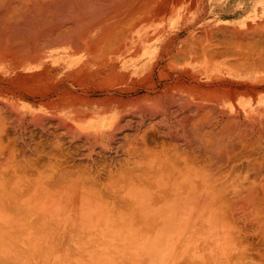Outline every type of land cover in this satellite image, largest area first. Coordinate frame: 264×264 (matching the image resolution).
I'll use <instances>...</instances> for the list:
<instances>
[{"label":"bare ground","instance_id":"bare-ground-1","mask_svg":"<svg viewBox=\"0 0 264 264\" xmlns=\"http://www.w3.org/2000/svg\"><path fill=\"white\" fill-rule=\"evenodd\" d=\"M262 71L264 0H0V239L29 225L31 204L88 211L107 193L157 225L153 238L264 244ZM80 150L94 170L60 163ZM244 252L220 264H246Z\"/></svg>","mask_w":264,"mask_h":264},{"label":"crops","instance_id":"crops-1","mask_svg":"<svg viewBox=\"0 0 264 264\" xmlns=\"http://www.w3.org/2000/svg\"><path fill=\"white\" fill-rule=\"evenodd\" d=\"M257 74H258L257 75V79H258V77H260L259 78L260 82H261V80H264L263 71L259 72ZM257 100H261L262 101L261 104L264 106V85L263 84L257 85ZM263 109L258 114V116H260L258 120L260 121V127L261 128L258 126L257 130H264V122H261L262 119L264 121V110ZM102 195L103 196H100L101 200L102 199L104 201L108 200L109 202H111V204H108V202H106L104 204H100L99 205L100 207L99 206H97L95 208L93 207L94 211H93V209H90V210L86 211V210H81V209L75 208V206H70L69 203H63V199H62L61 204H56V202H54L53 198H51V201L49 203L50 205L49 204H45V205L39 206V205H36V203L34 205L31 204L32 206H29L30 207L29 209H32V211L35 210L36 211V213H35L36 215L38 213L39 214L37 216L34 215V217H31V221H30V223H29V225L27 227L20 226V227H18L17 231L15 229L17 227H14V230L16 232L13 230V228L10 227V234L12 233L13 236H9V237L3 238V241H0V260H1L0 264H2V263L3 264H12V263L14 264V262L16 264H18L19 261H20V264L23 263L22 261L26 262V263H23V264H38V263L39 264H67V262H70V261L72 262L73 261V256H75L76 259L74 258V260H76V261L73 262V263H68V264H78V263L84 264L86 262V260H88V259H89V261H92V262L88 261L90 264L93 263V260H94L95 264H134L136 262H137V264H185V263L187 264V262H188V264H195V263L199 264L198 262H200V264L201 263L202 264H212V263H210L207 260V258H208L207 255H209L210 252L212 253L214 250H217L218 255H217V258L213 257L212 259H216L217 260V264H219L220 244H222L224 242V240H217L216 242L213 241V240H211V242H207V241L199 242L198 238H197L198 236H196V235L194 236L193 235V237H192L191 235L186 234L187 230H183L182 234L173 235V237H171V238H160V237L153 238L152 237L153 235H150V234H152L153 231H157V229H156L157 225H155L153 223L151 224L149 222H144V221H142L141 223H133L131 220L127 219V216H125L126 212H124V214L118 212V206H116L117 203L115 204L114 202H112V199L116 201V196L115 195L112 196V194H111V196H109V194H107V193H102ZM64 196H66V194ZM104 196L107 197L106 200L104 199L105 198ZM108 196H109V198H108ZM58 200H56V201H58ZM113 204H115V205H113ZM35 205H36V207L34 208ZM51 205H52V207H51ZM105 207L109 209V210H107V212H104L105 211L104 210ZM112 207H113V209H112ZM120 207L121 208H126L125 206L124 207L120 206ZM49 210L50 211L54 210V212H52V211L50 212ZM98 210H99V213L97 212ZM115 210H116V213H115ZM0 211H2V210L0 209ZM32 211H31V213H32ZM45 212H47V213H45ZM55 212H56V214H55ZM40 213H42V216H41ZM120 214H121V216H119ZM14 215L16 216V214H14ZM49 215H50V217H49ZM86 215H88L90 218H88V216H86ZM123 215L125 216V218L123 217ZM60 216H61L62 219L60 218ZM109 216H111V217H109ZM112 216H115V217H112ZM17 217L20 218V215L17 216ZM43 217H44V223L42 222V218ZM70 217H71V222H70ZM101 217H102V219H101ZM33 218L35 219L34 221H32ZM47 218H48V220H47ZM64 218L68 222L67 223L68 226L62 225L65 222ZM19 220H21V219H19ZM36 220H37V222H36ZM38 220L41 221V222H38ZM45 220H46V222H45ZM54 220L57 221V222L53 223ZM47 221H48V224H47ZM51 221H52L54 226L50 223ZM69 222H70V224H69ZM119 222H120V224H119ZM19 223H20V221H19ZM56 223H57V226H56ZM78 223H79V225H78ZM44 224L48 225L47 229H45L46 226H44ZM59 224H61V225H59ZM133 224H136V225H133ZM31 225H32V227H31ZM49 225H52L53 227L51 228V226H49ZM38 226L39 227L40 226L44 227V229H42L40 227V231H39L38 230L39 229ZM60 226H62V227L60 228ZM34 227H35L36 230H38L36 233H35L36 230H32ZM57 227H59V230L56 229ZM95 227H96V229H95ZM142 228H144V231L143 230L141 231ZM41 229L44 230V231H42ZM53 229H55V230H53ZM46 230H48V231H46ZM45 231H46V233H45ZM68 231H70V232H68ZM91 231H94V232L91 233ZM149 231H151L152 233L149 232ZM144 232H145V234H144ZM20 233H22V234H20ZM37 233H38V235H37ZM43 233H44V235H41ZM47 233L49 234V236L52 235V237L51 236L49 237L47 235ZM87 233L90 236H87ZM136 233L139 234V235H137ZM29 234H30L31 237L29 236ZM54 234L57 235V236H55L56 239L53 237ZM59 234H60V237H59ZM91 234L93 236H91ZM141 234H142V236H144V238L141 237ZM34 237H35V239H33ZM36 237H38V239ZM48 237L51 238V239L48 240L47 239ZM78 237H80V238H78ZM124 237H125V239H124ZM81 238H82L83 241L82 240L80 241ZM30 239H32V240H30ZM36 239H37V242L35 241ZM68 239H69L70 242L68 241ZM87 239H88V241H87ZM52 240H54V241H52ZM78 240H79V243L81 245L77 244L76 241H78ZM9 241H12L13 243H11ZM33 241H35L36 243L33 242ZM67 241L69 243H67ZM132 241H134V242H132ZM62 242H64L66 244V245L64 244L66 249L64 248V245H63V247L61 246ZM34 244H36L37 247ZM58 244L61 246V248H62L61 252H63L64 255H62V253L60 252V249L59 250L57 249V248L60 247V246H58ZM69 244L70 245L72 244V246H74V247L70 246V247H72V249L69 248ZM148 244H149V246H148ZM167 244L169 245V247H166V246H168ZM55 245L58 246V247H56L58 252H56V250H54V248H53V247H55ZM67 245H68V250L70 249V251H72V252L63 251V250H67ZM202 245H204V246H202ZM80 247L82 249V253H81V251H79V250H81ZM201 247L203 248L202 251H204V252L199 254L198 252H199V249H201ZM205 247H206V249H205ZM15 248H17L18 250L15 249ZM125 248H127V250ZM73 249H76L75 251H78V252L73 251ZM168 249H169V251H168ZM53 250L55 252H53ZM84 250H86L87 252L85 253ZM103 250H106L107 252L106 251L104 252ZM164 250H166V251H164ZM6 251H8V252H6ZM131 251L136 253V254L133 253L134 254V256H133ZM73 252H75V254H77V255L79 254L80 257L79 256L77 257V255H75ZM96 252H97V256H95V257H97L96 259L98 261L95 259V257L91 258V256L93 257ZM140 252H142V253H140ZM164 252H165V254H164ZM69 253H70V255H69L70 257L67 260V259L64 258V256L67 255V257H68ZM137 253H138L139 259L137 258ZM82 254H84L83 256L90 257V258H88V259L85 258L86 260H83L84 257L82 258ZM86 254L88 256H86ZM13 255L14 256L17 255V256H15V260L17 259L16 261L14 260V256ZM25 255L27 256V258H26ZM71 255H72V257H71ZM125 257H127V258H125ZM8 258H9V260H6ZM80 258L82 260H79ZM132 258H133L134 262L132 261ZM3 259H4L5 262L2 261ZM63 259H65L64 260L65 263H64ZM205 260H207L208 263ZM85 264H87V262Z\"/></svg>","mask_w":264,"mask_h":264},{"label":"rangeland","instance_id":"rangeland-1","mask_svg":"<svg viewBox=\"0 0 264 264\" xmlns=\"http://www.w3.org/2000/svg\"><path fill=\"white\" fill-rule=\"evenodd\" d=\"M258 143H260V142H258ZM258 143H257V144H258ZM52 146H53V145H51V146H47V147H46L47 151H48V150H49V151L52 150V149H53ZM64 148H65V149H64ZM66 148H68V147H67V146H63V150H64L65 152H66V151L69 152L68 150H66ZM18 149H20V148L17 147V152H16V153L19 152L18 154H20V150H18ZM54 151H56V150H54ZM65 152H64V156H63L64 158H63V157H62L63 159L61 158V159H62V161H60L61 164H63L64 166H65V165H66V166H67V165H69V166L71 165V166H72V165L75 164V166H77V167L80 166V169H81V170H82V169H87V170L91 169V171H92V169H93L92 167H88V168H87V166L85 167V163H84V165H83V163L81 164L80 161L78 162L77 160H75V159H78V158L80 157L79 155L81 154V150H80V151L73 152V153L71 154V155H73V156H72L73 158L76 156L74 159L71 157L70 154L67 155L68 153L66 154ZM70 153H71V152H70ZM75 153H77V154H75ZM74 155H75V156H74ZM68 156H70V157H68ZM77 157H78V158H77ZM51 158H53V157H51ZM67 158H68V159H67ZM65 159H66V160H65ZM72 159H73V160H72ZM54 160H55V158H54ZM74 160H75L76 162H78V163H76ZM100 160H102V158H100ZM68 161H69V162H68ZM72 161H73V162H72ZM105 161H106V160H105ZM67 162H68V163H67ZM72 163H73V164H72ZM79 163H80V165H79ZM107 163L110 164L111 162H109V161H108V162H104V164H107ZM102 164H103V163H102ZM86 165H87V164H86ZM81 166H82V167H81ZM84 167H85V168H84ZM100 169H102V168H100ZM93 170H94V169H93ZM103 170H105V169H103ZM113 170H116V169H113ZM89 171H90V170H89ZM100 172H102V171H100ZM100 180H104V179H100ZM20 224H22V223L17 224V227L24 226V224H22V225H20ZM238 224H239V226L241 225V223H238ZM238 224L235 225V226L232 225L233 227L231 226L230 228H226L227 232H228V230L231 231V232H232L233 230H236L237 227H238ZM14 227H16V225H15ZM24 227H25V226H24ZM26 227H27V226H26ZM12 228H13V227H12ZM247 229H248V228H247ZM8 232H9V233H8L7 235L4 234L3 236H1L2 239H0V241H3V238L9 237V236H13L12 233L10 234V229H9ZM12 232H13V231H12ZM230 235H231V234H230ZM257 235H259V234L257 233ZM240 236H241V235H240ZM246 236H247V235H246ZM258 237H259V238H258ZM260 237H261V236L251 237L252 240L249 241V239H250L249 237L246 238V237H243V235H242V236L240 237V238H241L240 240H242V241H243L244 239H245V240H244L243 242L240 241L239 239L237 240V243H239V244L242 242V244H240V247H239V246H238L239 244H237V243L233 240L234 238H233L232 236H229V238L225 236V240H224V242H223L222 244H220V249H219V255H220L219 264H220V260H221V258L224 259V256L227 255L228 253H231L232 255H234V254H237V253H239V252H241V251L243 252L244 250H245V252H244L245 255L248 254V255L246 256V260H247V261H245L246 264H260L263 258H258V257H260V256H258L259 254L256 253V252H258V249L260 250V252H264V251H262V249L264 248V247H263L264 244H262V242L259 243V241L261 240ZM254 238H255V240H254ZM256 238H258V240H259L258 242H257ZM246 239H247V240H246ZM198 241L201 242L202 240H201L200 238H198ZM246 241H247V242H246ZM261 241H262V240H261ZM248 242H249L250 244H249ZM252 242H253V243H252ZM243 243H244L245 245H244ZM247 243H248V244H247ZM263 243H264V242H263ZM236 244H237V246H236ZM258 244H261V245H259L260 247L258 246ZM241 245H244V246L242 247ZM250 245H251V247H250ZM253 245H255V246H253ZM248 246H249L250 248H249ZM252 246H253V247H252ZM257 246H258L259 248H257ZM246 247H248V248L246 249ZM238 248H239V249H238ZM244 248H245V249H244ZM253 248H254V249H253ZM260 248H262V249H260ZM246 250L248 251L247 253H246ZM263 250H264V249H263ZM238 251H239V252H238ZM252 251H253V252H252ZM260 252H259V253H260ZM231 254H230V255H231ZM250 254H251V255H250ZM260 254H261V253H260ZM217 255H218L217 250H214L212 253L210 252V254H209V256H208V257H211L210 259L212 260V262H211V260L208 259V258H207V260H208L210 263L217 264V260H216V259H212L213 257H214V258H217ZM253 256H254V257H253ZM247 257H249V258H247ZM250 257H251V259H252L253 262L250 261V260H251ZM249 259H250V260H249ZM254 259H256V260H257V259H260V261L257 260V262H258V263H257L256 260H254ZM213 260H214V261H213ZM208 261H207V263H208ZM254 261H255V262H254ZM263 261H264V260H263ZM215 262H216V263H215ZM247 262H248V263H247ZM251 262H252V263H251ZM259 262H260V263H259ZM263 263H264V262H262V264H263Z\"/></svg>","mask_w":264,"mask_h":264}]
</instances>
